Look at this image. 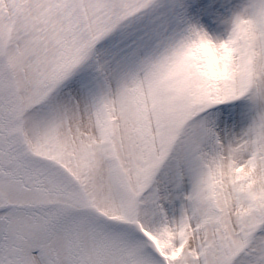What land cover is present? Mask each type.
<instances>
[{"label": "snow or ice", "instance_id": "1", "mask_svg": "<svg viewBox=\"0 0 264 264\" xmlns=\"http://www.w3.org/2000/svg\"><path fill=\"white\" fill-rule=\"evenodd\" d=\"M0 264H264V0H0Z\"/></svg>", "mask_w": 264, "mask_h": 264}]
</instances>
